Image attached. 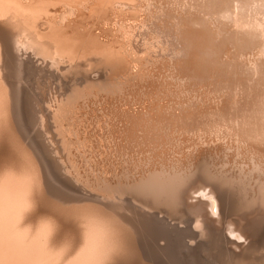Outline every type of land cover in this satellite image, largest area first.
<instances>
[{
	"label": "bare ground",
	"instance_id": "obj_1",
	"mask_svg": "<svg viewBox=\"0 0 264 264\" xmlns=\"http://www.w3.org/2000/svg\"><path fill=\"white\" fill-rule=\"evenodd\" d=\"M0 264H264V0H0Z\"/></svg>",
	"mask_w": 264,
	"mask_h": 264
},
{
	"label": "water",
	"instance_id": "obj_2",
	"mask_svg": "<svg viewBox=\"0 0 264 264\" xmlns=\"http://www.w3.org/2000/svg\"><path fill=\"white\" fill-rule=\"evenodd\" d=\"M171 241H172V243L174 242V236L172 237ZM176 243H177V242H176ZM185 245H187V244H185V242L182 241V247H185Z\"/></svg>",
	"mask_w": 264,
	"mask_h": 264
},
{
	"label": "rangeland",
	"instance_id": "obj_3",
	"mask_svg": "<svg viewBox=\"0 0 264 264\" xmlns=\"http://www.w3.org/2000/svg\"><path fill=\"white\" fill-rule=\"evenodd\" d=\"M64 10H65V8H64ZM63 10V13L61 12V14H64L65 12H66V10L64 11ZM66 14V13H65ZM69 16H67V19H70V17L68 18Z\"/></svg>",
	"mask_w": 264,
	"mask_h": 264
}]
</instances>
